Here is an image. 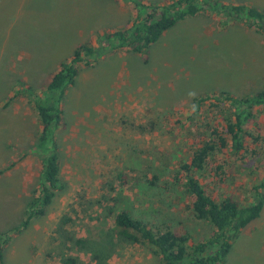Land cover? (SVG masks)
<instances>
[{"label":"rangeland","instance_id":"rangeland-1","mask_svg":"<svg viewBox=\"0 0 264 264\" xmlns=\"http://www.w3.org/2000/svg\"><path fill=\"white\" fill-rule=\"evenodd\" d=\"M225 1L264 11V0ZM132 19L124 0H0V170H5L0 233L24 218L45 152L39 143L42 128L24 90H45L81 45L97 46L98 35ZM114 43L113 38L109 45ZM144 57L116 51L91 67L80 65L65 95L68 125L58 133L65 189L46 217L12 237L6 264H65L70 258L77 264H160L148 247L112 232L121 210L155 227H185L196 243L213 235L214 228L189 210L191 197L174 185L195 145L210 137L213 126L223 131L217 102L210 100L192 117L194 99L262 92L264 34L234 23L221 27L220 19L205 11L167 32L149 50L147 63ZM255 111L246 128V151L218 154L210 176L202 178L211 194H234L244 206L258 193L264 198V112ZM219 166L223 182L214 175ZM121 175L128 177L125 186ZM101 230L106 236H99ZM84 238L87 245L79 247L76 241ZM225 264H264V209L240 232Z\"/></svg>","mask_w":264,"mask_h":264},{"label":"trees","instance_id":"trees-1","mask_svg":"<svg viewBox=\"0 0 264 264\" xmlns=\"http://www.w3.org/2000/svg\"><path fill=\"white\" fill-rule=\"evenodd\" d=\"M124 1L133 10V19L126 27L98 35L97 46L81 45L70 60L51 76L45 90L28 87L23 92L37 114L42 128L39 143L45 152L40 155L39 182L32 191L24 218L13 229L0 233V264H6L4 251L12 237L27 231L33 220L46 217L59 193L65 189L61 177L58 133L67 128L65 95L67 89L75 85L81 64L91 67L103 55L116 51L144 55L147 63L149 50L167 32L205 11L214 13L220 19L221 27H229L234 23L264 34V11L250 4H235L225 0ZM113 38L116 43L109 45ZM104 43H107L106 46ZM210 100L217 102L213 106L221 111L224 120L220 125L223 124V131L219 130V124L213 126L210 137L195 145L190 160L178 168L174 185L181 187L191 197L189 210L196 220L206 221L214 228L213 235L206 242L196 243L185 227L177 231L155 227L134 217L128 210L119 211L114 219L113 233L125 242L148 247L159 258L160 264H225L240 232L259 219L264 209L261 193L257 194L259 196L254 202L244 206L234 194L225 197L222 192L211 194L202 183L206 173L210 176L209 171L213 169V160L218 154H223L229 148L232 154L237 155L246 151V128L254 121L255 109L264 112V90L247 97L220 92L195 98L196 110L192 117L200 114ZM206 127L209 131V125ZM255 140L259 141L260 138ZM219 170H222L221 166L216 168L214 175L223 182ZM4 173L5 170H0V175ZM119 178L121 186L128 184L127 176L121 175ZM111 213H114L113 209H110ZM104 218L107 219L108 215ZM98 234L106 236L107 232L101 230ZM87 243L85 238L76 241L79 247H85ZM65 264H77V261L70 258Z\"/></svg>","mask_w":264,"mask_h":264},{"label":"crops","instance_id":"crops-1","mask_svg":"<svg viewBox=\"0 0 264 264\" xmlns=\"http://www.w3.org/2000/svg\"><path fill=\"white\" fill-rule=\"evenodd\" d=\"M164 37V36H163Z\"/></svg>","mask_w":264,"mask_h":264}]
</instances>
